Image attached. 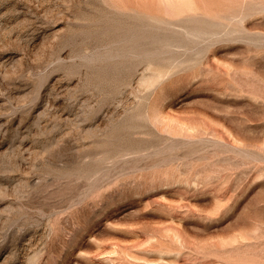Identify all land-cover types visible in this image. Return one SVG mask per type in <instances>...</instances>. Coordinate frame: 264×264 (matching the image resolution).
I'll return each mask as SVG.
<instances>
[{"label":"rangeland","instance_id":"374dc122","mask_svg":"<svg viewBox=\"0 0 264 264\" xmlns=\"http://www.w3.org/2000/svg\"><path fill=\"white\" fill-rule=\"evenodd\" d=\"M0 264H264V0H0Z\"/></svg>","mask_w":264,"mask_h":264}]
</instances>
